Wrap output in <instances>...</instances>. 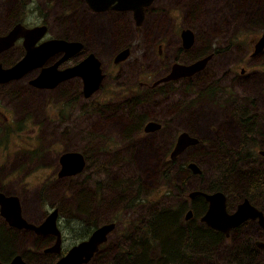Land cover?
<instances>
[{"label": "rangeland", "instance_id": "obj_1", "mask_svg": "<svg viewBox=\"0 0 264 264\" xmlns=\"http://www.w3.org/2000/svg\"><path fill=\"white\" fill-rule=\"evenodd\" d=\"M42 1L47 7L46 21L49 34L80 38L86 47L92 49L99 56L103 65L107 64V61L111 62L109 52L118 44L135 41L139 46L142 45L140 48H131V58L122 65L124 73L122 88L130 85L135 80L136 74H138L139 80L147 79L149 83L153 80L154 77H146V74L154 70L165 59L164 50L163 54L155 52V39L151 37V32L155 27L164 29L159 38L162 43L161 49H163L167 38L177 31L183 5L188 14L185 24L192 27L191 30L194 34L193 47L186 54V59L189 60V56L196 49H204L209 44L223 49L211 57L207 61L206 68H203L201 73L193 78L196 87L200 89L204 83L211 82L212 77L221 75L230 67V73L220 80L221 84L228 87L227 90L232 93V99L224 107L225 111L228 106L239 108V102L245 103V100H238V96L242 97L244 92L257 93L260 88L264 89V70L261 68L259 70L252 69L259 68V65L264 66L263 62L258 60V58H263L264 52L257 58H253L244 52L246 42L245 44L230 42V39L253 40L264 30V0H171L179 2L176 4H172L168 0H156L155 8L152 13L146 15L139 29L128 24L124 16L115 18L125 25L118 27L117 35L107 50H104V47H97L85 36L83 29L88 19L85 18L86 13L83 6L77 4L78 0H64V2L57 0V7L52 0ZM12 5H14V0H0V31L4 26L1 20L7 19L6 12ZM194 6L198 8L196 13L192 11ZM56 16L58 20L55 19ZM146 22H148L147 25H144ZM146 30L149 31L146 32ZM170 45L169 51L172 52L173 37ZM251 48L250 42L249 49L251 50ZM19 52L18 47H13L0 55V60L9 62L15 59ZM256 61L259 62V65L254 64ZM239 66H247L246 69H250L247 71L249 77L243 79L239 75L234 76L233 72L239 73ZM231 78L236 80L232 84L230 83ZM239 80L241 81L239 82ZM106 81L104 80V82ZM77 84L78 81L74 79L60 82L53 88L35 90L38 97L28 88L24 92L23 84L20 81L10 82L4 87L5 91L11 94L9 96H14L15 99L25 98L21 93L26 94L25 104L22 103L20 106L18 102V107L16 104H11L13 101L5 98L4 105L12 108L13 115L20 113L41 123L44 174L54 168L56 155L64 149L79 150L92 144L90 149L92 152L94 150L103 152L97 157L90 158L91 170L87 165L82 172L74 177H64L57 182L43 184L42 208H49L48 204L57 206L60 209L58 214L60 228L65 221L63 218L71 220V224L75 227L73 232L65 228L61 229L62 248L77 242L79 236L87 232V228L82 229L81 227H85L90 220H95L99 224L111 218L118 222L117 226L108 234V242L102 248L106 253L92 257L85 264L112 263L114 240L122 244L118 250L121 260H117L115 264H164V258L158 250L159 243L149 236L148 229L143 234L151 242L149 253L145 251L147 250L145 246H141L142 244H132L129 247L130 254L134 256L133 252L137 251H143L145 254L139 253L133 261H130L128 249L125 248L130 242V231L133 233L137 231L133 225L141 227L144 223L149 224L150 222L152 232H156V238L160 240V248L165 252V256H174L175 252L172 250L178 247L183 240L184 250L179 252L180 259L176 260L175 264H244L245 261L251 262L250 264H264V251L253 244V240L256 239L253 234L256 232L249 221L229 238L220 237L217 240L218 237L209 232L205 228L206 226L203 227L204 224L198 220L200 199L186 197L187 190L191 191L195 187L201 188V186L209 184L218 185L219 170H230L231 160H221L218 156L208 153V143L214 142L215 139L213 127L219 129L220 126L218 122L205 126L206 121L209 120L206 112L207 103L203 102L195 113L197 115L200 111L203 112L202 123L188 121L186 124H181L171 116L168 100H174L171 106L174 110H178L182 103L188 99L187 93L179 92L178 85H173L171 89H164L162 93L154 92L150 95L139 94L145 87L144 85H135L127 91L129 92L127 94L132 92L139 94L137 101L140 103L135 106L136 124L124 126L129 119V114H125L120 118L118 124L113 125L109 118L112 111L115 110L114 106L110 107L103 101L97 103L96 97L92 95L89 97L81 95L72 99V96L77 92ZM179 94L180 100L177 101ZM258 101L260 102V100ZM209 107L211 106L209 105ZM124 108L125 105L122 104L117 109L123 111ZM188 112H191V109H188ZM237 112L239 111L234 109L227 112L229 138L224 142L227 145H234L237 142L236 129L241 128L233 114ZM141 116L142 120H139ZM148 119L160 123L161 128L143 131V124ZM138 122L140 124H137ZM181 130L199 138L202 142L187 145L177 154V162L171 164L170 180L178 185L181 190L178 193L175 189L168 188V183L165 182L166 178H162L158 173L163 165L161 159L163 152L167 156L174 135ZM18 157L21 161L24 159V154L18 153ZM187 159L197 164L202 170L201 174L195 175L182 168ZM263 164L264 160L258 157L241 158L236 161L235 165H231L233 171L230 173V177L234 174L238 176L236 170H257L262 168ZM11 165L12 162L7 163L4 169H8ZM89 172L91 174H88ZM51 178L50 176L47 181ZM88 184L90 187L95 185L96 193H101V198H97L96 205L93 202H86L85 192ZM92 197L93 194H91ZM131 197L132 199L129 200ZM227 198V209H232L235 203L241 199V195L228 194ZM60 199H66V201L61 202ZM86 203L87 211L85 210ZM253 203L261 208L264 214V200L257 197ZM186 208L193 210V215L188 220L182 218ZM163 214L165 216L179 214V222L171 226L172 230L168 228L170 221L163 219ZM242 231L247 233H241ZM182 233L186 235L184 239L181 236ZM258 233L261 235L258 239L264 240V229ZM141 259H145V261L140 263Z\"/></svg>", "mask_w": 264, "mask_h": 264}, {"label": "flooded vegetation", "instance_id": "obj_2", "mask_svg": "<svg viewBox=\"0 0 264 264\" xmlns=\"http://www.w3.org/2000/svg\"><path fill=\"white\" fill-rule=\"evenodd\" d=\"M64 2V0H60ZM156 0H150L148 3L141 5V19L138 21V17L134 16L132 8H118L117 7V0H110L106 7L103 9H94L91 6L90 0H78L77 4L82 5L84 11L86 13L85 18L88 19V22L85 24L83 32L87 39L96 45L97 47H104V50H107L109 44L113 41L115 36L117 35L118 27L125 25L122 22L115 20L116 17L124 16L127 19V23L133 25L134 28L139 29L141 27L143 19L146 17L148 13H152L153 9L155 8L154 3ZM172 4L179 3L177 1H171ZM54 5L57 7L58 3L57 0H52ZM76 3V1H75ZM9 5V4H8ZM229 6V3H228ZM74 7V6H73ZM192 11L196 13L198 11L197 6L192 8ZM46 12L47 7L42 0H14V5L10 7V10L6 12L7 19L1 21L4 23L2 30L0 31V36L6 34L11 28L20 24L25 28H29L34 25H41L45 26V31L41 35V37L36 41V43L46 40L48 38H63L65 40H77L81 43L80 48L71 54L68 58L58 63L56 66L57 68H63L68 65H72L77 63L82 57L87 55L88 53H93L94 56L99 61V68L102 74L100 81L98 83V88L92 92L88 96H84L83 94V83L82 79L78 75H73L68 78H65L61 81H58L52 87H37L30 83V79L36 76L39 70L45 66L52 64L56 61L62 52H56L52 55L48 56L42 65L36 66L31 68L30 70L22 73L19 77L10 78L7 80L0 81V194L3 196H7L9 198L0 200V264L9 263L14 261V264H53L57 259L62 256L69 247L62 248L61 247V240L62 234L61 229H67L68 231H75V227L71 224V220L69 221L68 218H63V226H59V219L58 214L60 213V209L57 206H53L48 204L49 208L43 209L41 205L42 194H43V184L47 185L48 183H54L64 177H74L75 175L79 174L85 169V166L88 165L90 169L89 162L91 161V157H97L100 153L99 150H94L92 152L91 147L92 144L88 145L87 148H81L79 150L73 149L81 153L83 158V165L80 170L73 174H65V175H58L57 172L59 170L60 164L58 156L61 152L71 149H64L56 155V163L54 168L51 171L44 174L43 168V151H42V138L40 135V128L41 123L37 120L27 118V116H23L22 114H15L13 115L12 108L5 106V98L9 99L12 105L16 104L18 107V102L20 106L22 103L25 104L26 94L21 93L24 95L25 98H16L10 97L8 92L5 91L4 87L5 84L10 82L20 81L23 84L24 92L27 91V88L30 89L31 93H35L38 97L37 92L35 90H42V89H49L59 85L60 82L72 81L76 79L78 81L77 84V92L72 96V99H75L79 96L89 97L95 96L96 102L99 103L103 101L107 103L110 107L114 106V111H112L109 121L116 125L120 121V118L125 115L129 114V119H127L124 126H131L136 124L135 115H137V111H135V106L140 103L137 101V94L132 92L127 94L129 89L134 87L135 85H144V89L141 93L143 95H150L154 92L162 93L164 89H171L173 85L179 86V92L187 93L188 99L182 103L181 107L178 110H174L171 104L174 100H169V107L171 116L180 121L181 124H186L188 121L192 123H202L203 122V112L200 111L197 115L195 113L198 111L199 106L205 102L207 103L206 112L208 114L209 120L206 121L205 126L212 125L213 123H219L220 128L217 129L213 127V137L215 138L214 142H209V150L208 153L211 155H216L221 160H231V165L236 163L237 160L244 158V157H258L264 160V89L261 88L257 93L253 92H244L243 96H238V100H245L246 102H239L238 107L230 108L229 106L224 109L225 105L229 103L232 99L231 91L227 90L228 87L223 86L220 82L221 79L226 77L230 73V67L227 68L221 75L212 77L211 82L204 83L203 87L198 89L196 87L193 78H195L203 68H206L207 61L217 55L219 52L223 51V49L217 48L211 44L204 49L195 50L189 57L190 59H186V54L189 53L193 47L194 43V34L192 32V27L186 25L188 14L186 12L185 6L182 5V14L179 15V23L177 26V31L172 34L171 37H168L165 43L163 44V49H161L162 43L159 41L160 36L163 34L164 29L162 28H153L151 32V37L155 39V52L158 54H163L164 50V59L161 64L155 67L154 70L148 72L147 76L154 77L153 80L149 83L148 80H139L138 74H136L135 80L126 88H122V79L124 78V73L122 70V65L124 62L131 58V48H140L138 43L135 41L133 42H125L118 44L114 49H111L109 55L111 56V62L107 61V64L103 65L99 56L90 48L86 47L83 41L80 38H70L66 35H52L49 34V27L46 21ZM58 20V17L55 18ZM137 20V21H136ZM148 22H146L147 25ZM184 23V24H183ZM188 28L192 33V40L188 46H184V40L180 34L182 29ZM149 30H146L148 32ZM264 31V30H262ZM261 31V32H262ZM260 32V34H261ZM259 34V35H260ZM259 35L254 38L253 40H240V39H230V42H236L245 44L246 47L244 52H247L248 56L257 58L262 52H264V44H262L259 48L255 49L254 45L257 41ZM173 37V51H169L171 48L170 41ZM24 39L23 35L20 34L18 37L14 39L11 45L8 47L0 50V55L6 53L13 47H18L20 52L18 56L10 60L9 62H2L0 60V67H8L15 63L23 54H24V46L22 45V40ZM250 42L252 45L251 50ZM103 50V51H104ZM123 50L126 51V55L123 59L118 61H114V57L117 53L121 51L123 54ZM250 50V51H249ZM154 51V50H152ZM168 52V53H167ZM198 54V55H197ZM109 56V59H110ZM185 57V58H184ZM205 62L202 68L190 73L189 75L178 76L171 79L166 80H159L164 75L168 74L169 70L173 67L174 64H187L191 63L197 59L204 58ZM262 65H264V56L262 59L258 58ZM239 61V59H236ZM259 63V62H258ZM257 61L254 64H258ZM259 65V64H258ZM247 66H239L238 70L239 73L233 72L234 76L239 75V77H249L247 74L246 69ZM264 70V66H260L259 68H252V69H260ZM104 80H107L104 82ZM242 80V79H241ZM239 80V82L241 81ZM236 80L234 78L230 79V83L232 84ZM99 92V93H98ZM177 101L180 100V94L178 95ZM260 100V102L258 101ZM124 104L125 108L123 111H119L117 109L120 105ZM211 107H209V105ZM241 108V109H240ZM188 109H191V112H188ZM236 110L239 111L237 113H233L236 117L239 125L241 128L236 129L235 136L237 137V142L234 145H227L224 142L229 138L227 134V112L229 110ZM220 112H219V111ZM146 117V115H145ZM139 120H142V116ZM149 120V119H148ZM147 121V120H146ZM137 124H140L139 122ZM136 126V125H135ZM134 126V128H135ZM161 128L158 126L155 130ZM184 131V130H181ZM180 132V131H179ZM177 132L172 140V144L169 146L167 156L163 152L161 159L163 160L164 167H171V164H175L177 162V154L173 158H169V151L171 150L173 143L175 141L176 135L179 133ZM186 132V131H185ZM4 140H7L6 142ZM202 140L196 138V141L193 144L201 143ZM186 147V146H185ZM184 147V148H185ZM183 148V149H184ZM89 150V151H88ZM182 151V150H181ZM180 151V152H181ZM92 152V153H91ZM179 152V153H180ZM18 153L24 154V159L19 160ZM178 153V154H179ZM108 155V153H106ZM13 158V161H11ZM88 161V163H87ZM191 161L190 159L185 160L183 169L189 170L186 167L187 162ZM12 165L8 169H4V166L7 163H11ZM229 167L230 170H219L220 178L219 183L216 186L212 184L201 186V189L207 192H211L213 190H220L225 195V209L226 211L230 212L234 210L236 204L240 202L244 197L249 200V202L259 208L253 200L257 197H260L264 200V164L262 168H258L257 170H236L238 171V176L235 174L230 177V173L233 171ZM91 170V169H90ZM164 170L159 171V175L162 177V173ZM191 172V170H189ZM201 169L199 172L194 173L195 175L201 174ZM168 177L165 179V182L168 183V188L171 187L175 189L178 193L181 190L178 188V185L171 182L170 174L171 170H167ZM192 173V172H191ZM88 174H91L89 172ZM52 177L51 180L47 181L49 177ZM91 176V175H90ZM164 178V177H162ZM102 183L100 182V185ZM170 184V185H169ZM38 189V190H37ZM86 202L93 204H97V198H101V193H96L95 185L90 187V184L86 185ZM188 192V190H187ZM186 192V197H187ZM91 194L93 197L91 198ZM228 194H234L235 196L241 195V199L237 201L232 209H227L228 203ZM156 198V197H155ZM181 198V196H180ZM188 199L199 198L200 199V208L198 213V220L202 223L203 221L200 220V215H202L205 211L207 201L201 194H196L194 197ZM15 199V200H14ZM132 197L129 199L131 200ZM61 202L66 201V199H60ZM87 203L85 205V210L87 211ZM56 209V219L55 224L60 233V243L58 250H50L49 247L53 246L55 235L51 232H43L41 223L45 219L46 215L53 209ZM190 210V215L188 218L184 217V213L187 210ZM261 211L262 209L259 208ZM16 210L17 215L15 214ZM115 215V214H114ZM193 210L192 208H186V210L182 214V218L184 220H188L192 217ZM263 215V222L262 218L259 221L257 218L251 219L247 218L241 223L230 227L229 233L227 236L221 231L213 229L204 224L205 227L209 232L216 235L218 238H229L236 230H241L249 221L252 228L255 230L256 233L253 234V237L256 240H260L264 243V240L258 239L261 235L258 231H262L264 229V214ZM163 217L172 218L168 224V228L171 229V226L175 223L179 222V214L176 215H168ZM113 222V228L107 233L106 239L101 242L97 248L96 252L92 254L87 260L80 262L79 264H85L87 261L92 259L94 256H101L105 254V250H103V246L108 242L107 237L108 234L117 226V220H111L109 218L105 222ZM97 224L94 221L90 220L85 227L87 228V232L83 233L82 236H79V240L86 238L91 230L102 223ZM21 224V225H18ZM134 229L137 230L135 233H129L130 242L125 246L128 249L127 253L130 255V261L134 260L133 254H130L129 247L132 244L140 243L147 248L145 250L149 253L151 249V242L149 238L145 236L143 233L148 229V234L154 240L159 243V251L160 254L164 258V264H170L176 262V260L180 259L179 252L184 250V243L183 240L180 245L174 248L172 251L175 252L174 256H165V252L162 251L160 248V240L155 237V232H152V224L144 223L143 226L138 227V225H133ZM208 227V228H207ZM172 230V229H171ZM241 233H247L246 231H242ZM181 236L186 237L183 233ZM77 240V241H79ZM254 242V241H253ZM74 244V243H73ZM233 244V242H231ZM122 244L114 240V257L112 263L115 264L116 261H120L119 255V248ZM235 245V243H234ZM233 245V246H234ZM254 245L259 248L261 251H264V247L257 246L255 243ZM130 252V253H129ZM156 253V251H155ZM125 257V256H122ZM127 259V257H125ZM152 258V257H151Z\"/></svg>", "mask_w": 264, "mask_h": 264}, {"label": "water", "instance_id": "obj_3", "mask_svg": "<svg viewBox=\"0 0 264 264\" xmlns=\"http://www.w3.org/2000/svg\"><path fill=\"white\" fill-rule=\"evenodd\" d=\"M110 0H90L91 6L94 9H103L106 7ZM150 0H117V7L132 8L134 16L138 17V21L141 19V5L148 3ZM137 21V20H136ZM45 31V26L34 25L29 28L18 24L11 28L6 34L0 36V50L8 47L12 44L14 39L20 34L23 35L22 45L24 46V54L11 66L0 67V81L7 80L14 77H19L22 73L42 65L45 59L56 52H62L60 57L52 64L43 66L38 74L30 79V83L37 87H52L58 81L68 78L73 75H78L82 79L83 94L84 96L90 95L98 88V83L102 76L99 68V61L93 53H88L82 57L77 63L65 66L63 68H57L59 62L65 60L71 54L76 52L81 43L77 40H65L63 38H48L46 40L36 43ZM182 39L184 40V46H188L192 40V33L188 28L180 31ZM264 44V31L261 32L257 41L255 42V49ZM126 55V51L123 50L117 53L114 57V61L123 59ZM206 57L197 59L187 64H174L168 74L161 77L159 80H166L175 78L178 76L189 75L190 73L201 68L205 62ZM160 126V123L155 120L149 119L143 124V131H152ZM196 138L191 136L185 131H180L175 138L173 146L169 151V158H173L183 148L189 144H193ZM59 170L58 175L73 174L81 169L83 165V158L80 152L75 150H66L59 154ZM186 167L191 170L192 173L199 172L200 168L194 161H189ZM196 194H201L207 201L205 211L200 215V220L203 223L213 229L221 231L224 236H227L230 227H233L247 218L255 219L259 221L263 215L262 211L256 206L252 205L247 198H243L238 202L234 210L228 212L225 209V195L220 190H213L207 192L204 190H191L187 192V197L192 198ZM9 198L0 194V200ZM15 200V199H14ZM17 210L15 214L17 215ZM190 210L188 209L184 213V217L188 218ZM56 209L53 208L45 217L42 225L43 232H51L55 235L53 246L49 247L50 250H58L60 243V233L55 224ZM21 225V224H18ZM113 228V222H105L95 226L89 235L72 244L66 252L60 256L53 264H79L82 261L87 260L97 246L106 239L107 233ZM229 229V230H228ZM219 238H217L218 240ZM257 246L264 247V243L260 240H253ZM14 261L5 264H14ZM20 264V263H19Z\"/></svg>", "mask_w": 264, "mask_h": 264}, {"label": "trees", "instance_id": "obj_4", "mask_svg": "<svg viewBox=\"0 0 264 264\" xmlns=\"http://www.w3.org/2000/svg\"><path fill=\"white\" fill-rule=\"evenodd\" d=\"M139 95V94H138ZM137 95V96H138ZM171 169V167H164V164L162 165V169L161 170H164L163 171V173H162V177H165V178H167L168 177V172H167V170H170ZM194 189H197V190H201V188H199V187H195ZM163 219H167L168 221H171V219L172 218H168V217H163ZM157 231H159L158 229H156ZM163 231H165V230H163ZM161 236L163 237V235L161 234ZM155 237H156V232H155ZM163 239H165V238H163ZM142 247H143V245H141ZM147 249V248H146ZM135 255H134V257L137 255V254H139V253H143V251H137V252H133ZM143 254H145V253H143ZM143 261H145V259H141L139 262L140 263H142ZM251 262H249V261H245L244 262V264H250Z\"/></svg>", "mask_w": 264, "mask_h": 264}, {"label": "bare ground", "instance_id": "obj_5", "mask_svg": "<svg viewBox=\"0 0 264 264\" xmlns=\"http://www.w3.org/2000/svg\"><path fill=\"white\" fill-rule=\"evenodd\" d=\"M194 190H197V189H194ZM96 251H97V250L95 249V250L92 252V254H94ZM92 254H91V255H92Z\"/></svg>", "mask_w": 264, "mask_h": 264}]
</instances>
